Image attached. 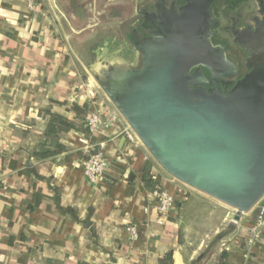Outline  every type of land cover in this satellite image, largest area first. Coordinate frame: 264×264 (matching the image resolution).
<instances>
[{
    "label": "crops",
    "instance_id": "0c3cea01",
    "mask_svg": "<svg viewBox=\"0 0 264 264\" xmlns=\"http://www.w3.org/2000/svg\"><path fill=\"white\" fill-rule=\"evenodd\" d=\"M107 1L38 0L32 11L26 0H0V264H160L169 252L173 264H190L210 241L211 232L201 229L209 225L214 237L232 229L236 210L179 182L141 141L122 134L128 123L89 72L100 56L92 62L83 54L92 49L86 38ZM87 20L91 30L73 37L72 24ZM129 47L108 51L126 55ZM83 105L79 113L76 106ZM47 112L77 129L60 134L64 152L39 161L34 155L44 142ZM93 113L114 120L89 137L85 124ZM83 140L108 163L100 184L84 175ZM147 163L154 183L175 200L166 216L148 210ZM257 217L256 205L229 237H220L226 264H264V231L246 247Z\"/></svg>",
    "mask_w": 264,
    "mask_h": 264
},
{
    "label": "water",
    "instance_id": "95a60500",
    "mask_svg": "<svg viewBox=\"0 0 264 264\" xmlns=\"http://www.w3.org/2000/svg\"><path fill=\"white\" fill-rule=\"evenodd\" d=\"M155 9L126 55L106 52L89 72L159 166L184 185L243 214L264 197V20L236 43L249 70L228 92L204 87L235 73L214 46L213 0ZM202 258V255L198 258Z\"/></svg>",
    "mask_w": 264,
    "mask_h": 264
},
{
    "label": "flooded vegetation",
    "instance_id": "af4514ba",
    "mask_svg": "<svg viewBox=\"0 0 264 264\" xmlns=\"http://www.w3.org/2000/svg\"><path fill=\"white\" fill-rule=\"evenodd\" d=\"M163 3L166 8L174 5L177 9L186 5L185 0H108L100 11L103 24H98L93 35L86 38L92 49L90 52L83 49V54L94 62L108 49L122 48L125 43L132 45L135 31L142 38L150 37V33L142 27L145 15L162 8L165 6ZM210 15L217 22L212 28L211 41L214 46L224 48L227 59L235 66V73L226 78L225 83L219 81L218 85H214L216 80L209 79V72L202 68L209 80L204 88L228 92L249 71L246 62L250 54L236 43V39L244 36L248 29L255 31L258 23L264 20V0H213ZM85 46L88 47L87 44Z\"/></svg>",
    "mask_w": 264,
    "mask_h": 264
},
{
    "label": "built area",
    "instance_id": "2783aa9c",
    "mask_svg": "<svg viewBox=\"0 0 264 264\" xmlns=\"http://www.w3.org/2000/svg\"><path fill=\"white\" fill-rule=\"evenodd\" d=\"M27 6L30 10L34 11L39 7L38 0H26ZM114 120V116H108L102 113H93L86 120V129L88 136H94L99 132L108 129ZM122 134L130 141L136 142L140 139L134 133V131L128 125L122 132ZM85 146L86 159L83 162L84 175L87 180L92 184H100L105 177L108 163L100 150L92 148L86 140L82 141ZM149 201L151 202L148 210H152L160 216H166L169 214L175 204V200L172 195L166 192L164 189H156L150 192ZM258 217L255 224L250 228V236L246 240V247L251 249L254 241L264 231V197L259 202ZM128 230L131 233L132 239L136 240L139 237L138 230L135 226H129Z\"/></svg>",
    "mask_w": 264,
    "mask_h": 264
},
{
    "label": "trees",
    "instance_id": "16d2710c",
    "mask_svg": "<svg viewBox=\"0 0 264 264\" xmlns=\"http://www.w3.org/2000/svg\"><path fill=\"white\" fill-rule=\"evenodd\" d=\"M76 109L79 113H83L86 111V106H76ZM47 116L48 121L44 133V142L41 145L40 151L34 155L39 161L46 160L64 152L66 148L60 143V134L77 129V126L73 121L68 120L61 115L47 112ZM48 145L53 148V151L47 148ZM142 180L149 192L156 189H162L154 183L149 163H147L142 169ZM233 232V229H227L221 235L214 237L207 250L202 254V259L194 260L190 264H202V262H205L204 264H226L228 254L227 250L222 247V240L220 237H229ZM160 264H173V253L169 252L160 261Z\"/></svg>",
    "mask_w": 264,
    "mask_h": 264
},
{
    "label": "rangeland",
    "instance_id": "374dc122",
    "mask_svg": "<svg viewBox=\"0 0 264 264\" xmlns=\"http://www.w3.org/2000/svg\"><path fill=\"white\" fill-rule=\"evenodd\" d=\"M87 2L89 1V0H86ZM92 0H90V3L92 4V2H91ZM90 3H88V4H90ZM90 8H91V6H90ZM92 9L94 10V8L92 7ZM91 9V10H92ZM94 13H96L95 11H94ZM67 15H69V14H67ZM92 21H94V18L92 19ZM71 24H72V22H71ZM99 24H103V20L101 19L100 21H99ZM92 25V22L90 23V22H88V20L87 21H83L81 24H79V23H76V24H72V29H73V31H71L70 29V32L72 33V36L74 37V36H78V35H76V33H79V34H81L83 31L84 32H88L89 30H91V26ZM80 36V35H79ZM83 39V38H82ZM82 39H80V40H82ZM79 39H78V41H80ZM132 44V43H131ZM104 92V91H103ZM111 102V101H110ZM112 103V102H111ZM113 104V103H112ZM150 153V152H149ZM151 155V154H150ZM152 156V155H151ZM153 158V157H152ZM154 159V158H153ZM155 160V159H154ZM157 163V162H156ZM158 164V163H157ZM159 165V164H158ZM197 191V190H196ZM259 204V203H258ZM257 204V205H258ZM202 208H204V204H203V206L202 205H200ZM201 207H196V208H194L193 210H192V215L193 216H195L196 215V211L199 209V211L201 210L200 208ZM202 231H203V233H209L208 231H210L211 233H209V238H208V240H210L207 244H208V246L210 245V243L212 242V239H213V237L216 235V234H214L213 232H212V227L210 228V226L208 225L205 229H201ZM225 232V231H224ZM204 237V236H203ZM208 248V247H207ZM207 248H204V250H203V252L202 253H204L205 252V250H207ZM201 256V255H200ZM205 262H202V264H204Z\"/></svg>",
    "mask_w": 264,
    "mask_h": 264
}]
</instances>
